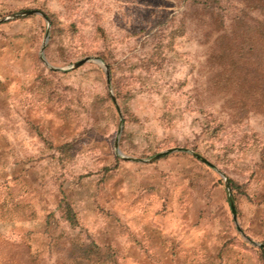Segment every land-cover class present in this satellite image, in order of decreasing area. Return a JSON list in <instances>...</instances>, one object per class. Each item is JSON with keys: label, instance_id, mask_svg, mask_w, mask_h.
<instances>
[{"label": "rangeland", "instance_id": "1", "mask_svg": "<svg viewBox=\"0 0 264 264\" xmlns=\"http://www.w3.org/2000/svg\"><path fill=\"white\" fill-rule=\"evenodd\" d=\"M261 244L264 0H0V264H262Z\"/></svg>", "mask_w": 264, "mask_h": 264}, {"label": "water", "instance_id": "2", "mask_svg": "<svg viewBox=\"0 0 264 264\" xmlns=\"http://www.w3.org/2000/svg\"><path fill=\"white\" fill-rule=\"evenodd\" d=\"M30 14H38V15H40V16L46 21V17L44 16V14H43L41 11L36 10V9H25V10H22V11H20V12H18V13H14V14H12L11 16H12V17H16V16L30 15ZM47 35H48V25H47V28H46L45 33H44V40H46ZM88 60H93V61H95L96 63L100 64V65L103 67L104 75H105V79H106V84H107V86H108V83H109V72H108V68H107V66H106L105 64L101 63V61H100L99 59H97V58L91 59V58H89V57H84V58H82V59H80V60H78V61L73 62V63L70 65L69 68H72V69H73V68H76V67H78L79 65H81L82 63H84V62H86V61H88ZM43 61H44V60H43ZM44 63H45V62H44ZM111 101H112V103L114 104L117 113L119 114L118 107H117V105H116V103H115V100H114V98H113L112 96H111ZM119 131H120V127L117 128V131H116V132L118 133ZM117 133H116V134H117ZM114 147H115V149H116V152L119 153V151H118L117 148H116V138H115V140H114ZM182 150H184V149H183V148H180V147L169 148V149H166V150H164V151H160V152L154 154V155H153L152 157H150L148 160H149V161H152V160H155V159L161 157L162 155H164V154H166V153L173 152V151H182ZM192 154H193L195 157L199 158V160H200L201 162H203L204 164H207V165H209V166L211 165V164H210L205 158L199 156V155L196 154V153H192ZM124 158L127 159V160H131V161H144V160H142V159H135V158H130V157H124ZM229 209H230V213H231V215H232V218L234 219V217H235V213H234V207H233V204H232L231 200H229ZM261 246H264V244H261Z\"/></svg>", "mask_w": 264, "mask_h": 264}, {"label": "trees", "instance_id": "3", "mask_svg": "<svg viewBox=\"0 0 264 264\" xmlns=\"http://www.w3.org/2000/svg\"><path fill=\"white\" fill-rule=\"evenodd\" d=\"M188 1L191 5H196V6H203V5H205V6L209 5L210 6L216 2V0H188ZM42 13L46 17L45 13L44 12H42ZM228 182H231V181L228 180ZM64 215H65V219L67 220L69 225L75 224L73 212L68 206H66V208H65ZM258 250L260 252V258H261L262 264H264V247L258 246Z\"/></svg>", "mask_w": 264, "mask_h": 264}]
</instances>
